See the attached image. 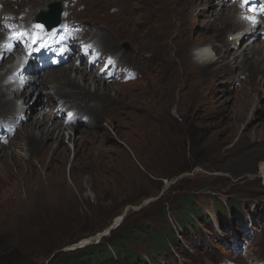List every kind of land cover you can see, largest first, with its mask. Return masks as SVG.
Wrapping results in <instances>:
<instances>
[{
  "label": "rangeland",
  "instance_id": "1",
  "mask_svg": "<svg viewBox=\"0 0 264 264\" xmlns=\"http://www.w3.org/2000/svg\"><path fill=\"white\" fill-rule=\"evenodd\" d=\"M11 1L0 2V8L5 3L8 12L12 10L6 19L14 16L22 19L23 25L35 19L26 13L27 7ZM31 1L38 4L45 0ZM239 1L48 2L64 4L63 20L68 17L60 28L68 31L67 37L72 31L77 34L73 39L76 45L90 40L96 43L104 62L88 65L81 57L73 61L78 57L76 46L68 65L46 70L43 79L50 72L61 74L74 62L87 64L89 72L104 74L101 69L109 56L119 54L113 43L97 40L103 38V31L108 36L119 34L117 47L129 58L121 57L118 62L121 69H127V76L107 80L114 88L107 89L105 100L82 104L77 100L81 105L79 108L75 102L77 109L68 108L75 104L73 99L64 103L76 117L72 128L61 127L66 154L63 161L51 162L53 169H44L36 158L33 166L18 163V156L26 158L28 153L24 145L27 123L33 116L42 117L41 102L48 103L43 107L46 114L53 113L47 110L49 106L58 107L51 118L54 122L66 115L60 107L63 101L43 98L50 79L45 85L34 83V93L25 99L26 118L21 129L9 137L8 147L0 149V264H61L69 252L109 236L111 231L96 238L123 214L112 230L115 235L131 233L128 245L139 256L137 264H264V176L260 172L264 162V73L258 58V54L264 56V20L256 26L257 37L252 36L249 23L236 17L235 10L243 9ZM258 1L260 8L255 2L252 6L264 17V0ZM229 12L233 20L226 22ZM239 22L248 31L237 37ZM236 38L239 42L233 44ZM252 40L260 46L250 49L248 56L234 53L236 45ZM202 47L221 56L207 71L201 65L205 58L195 50ZM8 60L0 62V71L6 69ZM184 62L191 63L190 70L184 68ZM58 79L63 86L62 78ZM0 89L7 90L3 83ZM127 93H136L130 97L135 105L147 102V116L143 117L140 109L129 108ZM4 113L1 109L0 126L7 125L10 132L11 123ZM88 119L102 126L91 129L92 125H84ZM85 128L96 135L106 130L110 140L105 137L104 145L109 149L83 145L76 151L68 136L78 137ZM4 130L0 128V133ZM9 138L0 139V146ZM87 138L92 140L94 135ZM184 196L192 197L201 210L200 217H192L198 228L185 222L189 210L181 201ZM152 230L163 237L168 231L176 236L175 240L166 239L168 251L152 244L148 235ZM83 240L88 243L80 246Z\"/></svg>",
  "mask_w": 264,
  "mask_h": 264
},
{
  "label": "bare ground",
  "instance_id": "2",
  "mask_svg": "<svg viewBox=\"0 0 264 264\" xmlns=\"http://www.w3.org/2000/svg\"><path fill=\"white\" fill-rule=\"evenodd\" d=\"M49 1L50 0H45V1H42V2H40L38 4H35L31 0H17V2H15V3L18 4V6L20 8L24 9V8L27 7V12L26 13L27 14L30 13L32 17H35L38 12L43 11V10L45 11L47 8H49V5H51L50 3H48ZM0 2H1V0H0ZM5 2L12 3L11 0H5ZM258 2H260V1H258V0L255 1L257 6L260 8ZM4 4H3V8H0V21L5 18L4 16L6 15V13L10 14L11 11H12V10H10V12H8V10L6 9L7 6H5L6 4L5 5ZM222 5H224V4H222ZM61 6H62V11L63 12L60 15V22L61 21L64 22V20L68 16H66L65 19L63 20V14L65 12L64 11V4H62ZM239 7L241 8L242 5L239 4ZM34 8H35V11H34ZM235 11H237L238 13H242V14H238L237 13L239 16H237V14H236V17L237 18L240 17L245 22H248L249 25H250V28H251V30H250L251 31V35L252 36L255 35V37H257V35L255 33L257 32L258 27H256V26L261 21V19H262V21L264 20V17L260 16L261 12H258L259 10L255 9L254 6H253L252 12L249 11V10L248 11L244 10V8L240 9L239 11L238 10H235ZM219 14H221V13H219ZM27 17H30V16H27ZM230 20H233V15L229 12L228 17L226 18V22H228ZM14 21H18V20L14 19ZM35 21H36L35 19H32L30 22H35ZM28 24H30V23H28ZM230 24L231 23H229L228 26ZM237 26H238V30L235 33V35H237V37H239L240 32L248 31V29H246L245 26L243 25V23H241V22H239ZM58 29L59 28H57V30ZM261 30H262L261 34H263L264 33V28H262ZM184 32H185V30H184ZM115 33L116 34H114L113 36H108L107 33L105 31H103L102 32V34L104 35L103 38L104 37L105 38L103 39L101 36L97 37V40H98V38L100 40H103L102 43L106 42V41L109 42L110 44L113 43V50L114 51L116 50V52H118V54H119V57H115L114 56L115 58L113 57V54L111 55L112 56V60L108 64V67H111V66L113 67V75L108 76V77L105 76L106 73L100 75L98 72H89V70H88L89 67H87V64L80 65L79 63L74 62L72 65L66 66L65 70L61 74H57L55 72H50L49 74L46 75L45 79H43V74L46 72L47 69L51 68L50 60L49 59H45V58H43L41 56L30 57L28 62L25 65L24 64L22 65L23 68L19 69L20 73L17 76L18 79L20 77H22V78H24L26 80V82L22 86V89H23L22 90V94H24V96H25L23 102L19 103V104H16L15 107H13V103H12V105H11L12 108L11 107L8 108L9 107L8 105H10V103L12 102V99L6 95V92H4V90L0 89V108L3 109L4 112H6V113L3 114L4 115L3 117L9 119V121L11 123V127H13V126L16 127V129L10 127V132H8L9 128L7 127V125L0 126V128H4L5 129L4 132L2 131L3 133H0V139H7L9 137L11 138L12 135L13 136L16 135L17 132L21 129V127L23 125L22 121L26 118L24 116L26 114V112H25V110H26V102L28 100H25V99L31 98V95L34 93V89H33L34 83H39V85H42V83H43L45 85L44 82H48V79H50L49 83H51V86H46V87L43 88L46 91V93L44 94L43 98L51 100L53 97H56L55 101H57V102L63 101V103H61V106L64 107V108L66 106V104H64V103H67L68 101H70V99H73L72 100L73 103H75V102L77 103V100H81V104L84 103V102H91V101H93V102L98 101L99 102L100 100H103V99L105 100L108 97V95H109V91L107 89L108 88L109 89H113L114 88V87H112L114 83L108 82L110 80V77H113V76L116 77V78H120L121 77L123 79V78H125L127 76L126 75L127 69L126 70H123V68L121 69L120 68V64H119L118 61H119V59L121 57H128V56L127 55L124 56L123 50L121 51V50H119L120 47H117L118 43H119L118 40H120V36H119V34L117 32H115ZM74 34L75 33L73 32L71 36H73ZM244 34H246V32H244ZM6 37H7V33L4 32V28L2 26H0V62L2 60H6V59L10 58V60H8L6 62V64H5L4 68H6V69H3L2 71H0V83H3V86H5V88L8 89V88L12 87L13 84H14L13 81H12L13 76L15 74V70L13 69V63L16 60L18 54H16L17 52L15 51V49L10 50V46H5V42L7 40ZM60 37H62V38L65 37V34H60ZM67 41H70V37H67ZM90 42H91V40H90ZM238 42L239 41L236 38L234 40L233 44L238 43ZM212 46L215 47L214 44ZM257 46L259 47L260 45H259V43L255 42V40L247 41L246 45H242V46L236 45V50H235L234 53L239 55V56H242V57L243 56H248L251 53L250 49L256 48ZM63 47L67 49V53H69L71 50H73V49H71L70 45L63 44ZM134 49L135 48H133V50ZM198 49H199L198 54H200L201 56L205 57V59L203 61H201V65H202V67L204 68L205 71L209 70L212 67V64H214L216 61H218L220 59V57H221V56L216 57V54L215 55L210 54L208 52V49H206L204 47L198 48ZM45 52L49 53V54H55V56H58V54L54 53L52 51V49H47ZM136 52H137V49H136ZM263 52H264V50H263ZM263 52H261V53H263ZM136 55H138V54H136ZM143 55H145V53ZM259 55L260 54H258V58H260V62H262L260 64V66H259V69H261L262 72L264 73V56L263 57H259ZM68 59L69 58L66 57V60H62L63 61L62 63H65L66 65H68L67 64L68 63L67 62ZM47 61H49V62H47ZM256 61H257V58H256ZM34 63H36V65H38V66L37 67L34 66L31 70H27L26 65H30V64H34ZM126 64H128V63H126ZM190 64L191 63H189V65H186L185 62H184V68L190 70V67H191ZM60 77L63 80V86L60 84L62 82L58 81V80H60V79H58ZM21 83H23V82H21ZM88 84L96 86L95 90H90L89 87L87 86ZM105 84H107V85L105 86ZM128 84L130 85L131 83H127V85ZM64 86L67 88V90L63 89ZM54 87H56V88L52 89ZM156 87H157V85H156ZM100 89L102 91H100ZM132 91H133V89H132ZM158 91H160V90H158ZM150 92L152 93V91H150ZM135 94H131V93L128 94V96H127L128 98H127L126 102L128 103L129 108H137V109L142 110L143 111L142 116L144 115L143 117H145V116H147L146 114L149 111L148 106L146 105L147 102H140L139 101L140 103L139 104L137 103L135 105L134 102L130 98L131 96H134ZM62 97L65 98L66 100L64 101ZM89 97H91V98L89 99ZM85 98H88V99L85 100ZM137 98H139V97H137ZM142 98H144V97H142ZM109 101L111 103L112 99H109ZM115 101H116V103L120 104L121 100L117 98ZM76 103L70 105L68 108H70V107H75V109H77V107L80 108L81 105L77 103L78 106L76 107L75 106ZM46 105H48V103L42 101L41 105H40L41 111L39 112V114H40L39 116H42V117L39 119L37 116H33V117H31V120L26 125V129L28 131V138L25 137L26 140L24 142V145L27 146V152L28 153L26 154L27 155L26 158H21L20 156H18V159H19L18 163H20V164L21 163H25L26 165L33 166V158H36V160L40 164V166L44 167V169H47V168H52L53 165H52L51 162L54 163V161H63L64 158H65L66 152H65V146L62 144V139H63L62 135L63 134H62V131H61V127L65 128V126H67V125H68L67 127L74 126V123H73L74 118L73 119H65V115H64V117L62 119H55V120H57V122H54V120L51 119V118L53 117V115H56V113L58 112L59 109H58V107L56 105L55 106L53 105L52 107L49 106L47 108V110L48 111H52L53 110V113H52V115L46 114L44 112V110H43V107L46 106ZM68 108H65L63 111L69 110ZM82 108H83V106H82ZM107 109H109V108H107ZM7 110L11 112L10 115L8 114ZM81 110H83V109H81ZM129 110L130 109H128V112H129ZM89 111H91V110L89 109ZM14 112L16 113V115L14 114ZM27 113H28V110H27ZM83 115L84 114L82 113V116ZM139 116H141V115H139ZM100 117L101 116L98 115L99 119H100ZM136 117H137V115H136ZM129 123H130V121L127 123V125ZM143 123H144V121H143ZM84 125H92V128L90 127L91 129H97V128L102 126V125L97 124L96 121L91 120V119H88V121L85 122ZM130 126H132V124H130ZM92 132H93V130L89 131V130H87V128H85V130L84 129L82 130V133H83L82 135H80L78 137L74 136V135H73V137L68 136V139H69V141H72V143L76 145V151H79L80 148L83 145L84 146L87 145V147H93V146L95 147V146H97V147H100L102 150H108L109 146L108 145L107 146L104 145V138L105 137L110 140V138L107 136V131L105 130L103 132V135H96V134H94L95 132L94 133H92ZM89 134L94 135V139H92V140L88 139L87 135H89ZM10 138L3 146H0V149H2V148L5 149L6 146L8 147V145L10 144V142H9ZM14 138L15 137H13L12 139H14ZM49 138H51L50 141H48ZM76 139H78V140H76ZM8 142H9V144H8ZM55 142H56V145L53 147V143H55ZM4 154L8 155L6 150L4 151ZM10 154H12V152ZM22 159H24V161ZM260 172H261L262 176H264V162H262L260 164ZM51 201H53V200H50V202ZM120 217L121 216L117 217L116 221H119ZM97 237H98V235H96V238ZM85 241H87V240H85ZM261 258H263V256H261Z\"/></svg>",
  "mask_w": 264,
  "mask_h": 264
},
{
  "label": "clouds",
  "instance_id": "3",
  "mask_svg": "<svg viewBox=\"0 0 264 264\" xmlns=\"http://www.w3.org/2000/svg\"><path fill=\"white\" fill-rule=\"evenodd\" d=\"M234 2L238 1V0H233ZM256 0H240L239 3L242 5V8L245 7V9L248 11L253 10V6L252 4L255 2ZM61 5V3H60ZM2 6V5H1ZM252 6V7H251ZM62 8V6H61ZM49 9V8H48ZM47 9V10H48ZM44 11V10H43ZM46 11V10H45ZM42 12V11H40ZM38 12L35 16V22H25L27 23L26 25L22 24L23 20H19V21H14L12 19H15V17H12V21L10 20V17H8L7 20L6 18L2 19L0 21V26H2L4 28V32H8L7 33V37H6V42H5V46H10V50L15 49L18 50L17 51V58L13 63V69L15 70V74L13 76V86L8 88L6 90V92L8 91V97H10L12 99V103H22L25 96L24 94H22V86L23 84L26 82V80L22 77H20L19 79L17 78V76L19 75L20 71L19 69L23 68V64L25 65L30 57H36L38 56L35 53V49L38 48L40 45H43V48L46 49H52V51L56 54H58V56H55V54H50L48 58L45 59H49L50 60V66L52 68H57L59 66H63L65 63H62V60H66V57H70V55L73 56L74 53H72V51H74V49L76 48V46L78 47V57H76L73 60V57L71 58V60L73 61H78L81 58H86V62H87V58L90 56V53L88 54V52L90 51V48L92 49H97L99 54L96 57V59L92 62H87L88 65L91 64H96V61H100L99 63L104 62V55L102 54L100 48L97 46L96 43L90 42V41H86L83 42L79 45H76V43H74L73 39L76 38L77 34L75 33L73 36H70V41H67V32L68 31H63L62 28H60V16H59V23L55 26L49 27L47 26L44 22L38 21L36 19L37 15L40 13ZM61 15V14H60ZM65 16V14H64ZM30 23V24H28ZM35 24H42L44 26V31L43 32H39L38 29L34 28ZM57 28H59L57 30ZM24 29H26L25 31H23ZM31 30V31H28ZM23 33L24 35L21 36L20 34ZM38 33V38H36L34 40V34ZM60 34H66L65 37H60ZM40 41V44H30L34 41ZM63 44L65 45H70L71 46V50L69 52V54L67 53V49L63 47ZM81 50V51H80ZM196 54L198 56H200L201 58L204 56H201L200 54H198V49L196 48ZM79 52L80 53H84V55L79 58ZM41 57H43L42 55H40ZM57 57V58H56ZM114 57V56H113ZM109 61H106L104 64V70L106 73L105 76L108 77L111 74H113V67H108V64L110 63V61L112 60V56H109ZM115 58V57H114ZM205 58V57H204ZM55 59V60H54ZM54 60V62L52 63V61ZM61 60V61H60ZM69 61V59L67 60V62ZM49 62V61H47ZM57 64V65H55ZM59 64V65H58ZM34 66H38L36 65V63L34 64H30V65H26L27 70H31ZM18 67V68H17ZM48 70V69H47ZM23 82V83H21ZM62 109L64 107L60 106ZM60 108V109H61ZM74 110L73 109H69L66 110V115H65V119H73L74 117H76V115L74 114Z\"/></svg>",
  "mask_w": 264,
  "mask_h": 264
},
{
  "label": "trees",
  "instance_id": "4",
  "mask_svg": "<svg viewBox=\"0 0 264 264\" xmlns=\"http://www.w3.org/2000/svg\"><path fill=\"white\" fill-rule=\"evenodd\" d=\"M184 208L189 210L186 217L185 222H189L193 227L198 228V225L194 222V217H200L201 210L196 207L192 197L184 196L181 199ZM165 213L164 208L162 209V214ZM186 213V212H183ZM184 215V214H183ZM182 222V223H185ZM148 235L151 237V242L155 245L158 250H167L169 249L167 245V238L176 239V236L168 231L166 236H160L154 230L151 232L148 231ZM131 233L127 231H121L115 235V232L111 230L109 236L103 237L99 242L95 244H89L82 248H78V252L76 250L69 252L66 257H63V261L61 264H106L108 262L114 261L118 264H130L138 263V254L134 251L130 243ZM70 240L69 242H72ZM152 255V253H151Z\"/></svg>",
  "mask_w": 264,
  "mask_h": 264
},
{
  "label": "water",
  "instance_id": "5",
  "mask_svg": "<svg viewBox=\"0 0 264 264\" xmlns=\"http://www.w3.org/2000/svg\"><path fill=\"white\" fill-rule=\"evenodd\" d=\"M51 5H49V9L46 11H42L40 12L36 19L38 21L44 22L47 26L52 27L55 26L59 23V16L61 14V5L60 3H50ZM263 183H264V179H263ZM123 215H121V217H123ZM120 217V219H121ZM115 222H117L116 220L114 221V223H112L109 227H107L104 231L98 233V237H102L105 235H108L110 233V231L114 228L115 226ZM88 241L83 240L79 245L83 246L84 244H87Z\"/></svg>",
  "mask_w": 264,
  "mask_h": 264
},
{
  "label": "snow or ice",
  "instance_id": "6",
  "mask_svg": "<svg viewBox=\"0 0 264 264\" xmlns=\"http://www.w3.org/2000/svg\"><path fill=\"white\" fill-rule=\"evenodd\" d=\"M34 28L38 29L39 32H43V31H44V26H43L42 24H35V25H34ZM20 35L23 36L24 34L21 33ZM36 38H38V33L34 34V40H35Z\"/></svg>",
  "mask_w": 264,
  "mask_h": 264
}]
</instances>
